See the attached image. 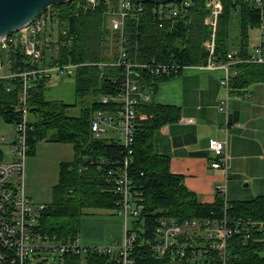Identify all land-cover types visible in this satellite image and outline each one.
<instances>
[{
    "label": "trees",
    "instance_id": "16d2710c",
    "mask_svg": "<svg viewBox=\"0 0 264 264\" xmlns=\"http://www.w3.org/2000/svg\"><path fill=\"white\" fill-rule=\"evenodd\" d=\"M192 1L193 6L187 16L178 18L173 28L168 25L163 29L150 20L155 4L145 2L148 18L137 24L129 23L127 27L130 59L154 66L175 63L182 67L208 65L210 59L213 62H228V54L232 53L228 49L230 21L237 11L241 16V47L237 57L247 59L250 54L249 31L260 27L261 10L226 0L219 15L215 49L211 55L206 46L212 40L206 1ZM53 8L58 12L59 29L67 32H61L60 38L65 45L60 46L53 60L62 65H79L75 74L76 96L82 100L91 98V102L81 108L79 114H72L70 111L77 104L48 100L45 95L47 80L35 82L28 100L29 154L35 153L41 141L74 146L73 159L60 163L59 182L52 189V202L45 204L39 229L51 236L75 238L80 235L85 210L119 209L120 196L114 194L108 178L111 169L123 162L127 152L115 140L96 138L91 129L97 111L116 109L118 106L115 102L104 104L102 98L117 94V77L122 68L100 64L116 59L119 35L111 34L105 28L100 10L76 12L70 9L68 3ZM15 63L27 68L21 56ZM182 71L161 77L146 71L141 77L140 89L153 94L159 82L180 75ZM230 72L228 88L231 93H240L254 84L264 83V64L233 63ZM21 88L19 78L0 79V117L7 123L17 125L22 120V112L17 109ZM138 112L145 113L147 119L139 120L135 127L133 153L128 167L134 202L140 210L139 216L130 222L129 232L137 233L131 253L133 264H202L155 255L149 245L155 241L156 228L164 218L184 221L226 216L233 221H264V196L240 201L228 199L227 210L223 196L218 193L213 203H203L195 192L186 187L182 175L171 172L169 157L155 152L156 131L180 119L178 107L159 105L153 101L141 102ZM2 160L5 159L0 148ZM227 250L230 264H264V237L257 230H252L250 238L244 234L233 235ZM59 257L63 264H120L117 257L91 252Z\"/></svg>",
    "mask_w": 264,
    "mask_h": 264
},
{
    "label": "built area",
    "instance_id": "2783aa9c",
    "mask_svg": "<svg viewBox=\"0 0 264 264\" xmlns=\"http://www.w3.org/2000/svg\"><path fill=\"white\" fill-rule=\"evenodd\" d=\"M209 10L207 23L212 30V40L206 44L212 55L215 49V36L219 15L226 0H205ZM237 5H250L261 10V43L252 50L247 59H241L234 53L228 54L227 68L233 63L251 62L264 64V0H232ZM70 9L76 12L101 11L103 25L111 34L119 35L117 57L108 64L121 67L115 96H104L102 102L118 104L116 109L99 110L95 113L91 129L96 138L115 140L127 152L123 162L109 172L108 182L113 185V192L120 196L117 214L124 220V237L121 242L110 244L84 243L80 236L60 238L40 231L39 225L45 204L35 203L26 191V160L29 155L28 143L30 112L28 100L34 83L40 80L58 81L62 76H72L79 65H62L54 62L60 46L65 41L60 38L58 12L50 7L32 22L20 27L13 33L0 37V79H17L22 82L17 109L22 112V120L16 125L17 139L14 142L13 158L0 161V264H32L31 258L44 253L64 254L95 253L117 257L120 264H133L131 253L137 241V233L130 231V222L139 216L140 210L134 202L133 186L128 167L133 153L135 127L141 120L138 107L141 102H150L151 94L140 89L141 77L146 71L156 76L179 73L186 67L178 64H158L156 66L139 63L130 59L127 51L130 45L127 35L129 23H139L147 19L144 2L133 0H70ZM66 3V4H67ZM193 6L192 0H182L164 4H155L151 10L150 20L159 29L168 25L173 28L178 18H184ZM22 57V65L16 59ZM213 61L210 59L208 65ZM94 64V63H93ZM229 77L223 80L228 88ZM116 81V79H115ZM229 89V88H228ZM10 90V87L8 88ZM227 103L223 102L221 110ZM147 119V116H146ZM6 140V137H4ZM209 149L217 159L210 162L214 169L227 171L228 153L225 141L211 139ZM225 182L216 188V193L227 203V182L229 175L225 172ZM136 195V193H135ZM140 199V198H139ZM257 230L264 237V221L230 220L229 218H208L205 220L188 219L178 221L164 218L156 228V238L150 243L156 256L172 259H187L202 264H230L228 242L235 234L252 236Z\"/></svg>",
    "mask_w": 264,
    "mask_h": 264
},
{
    "label": "crops",
    "instance_id": "0c3cea01",
    "mask_svg": "<svg viewBox=\"0 0 264 264\" xmlns=\"http://www.w3.org/2000/svg\"><path fill=\"white\" fill-rule=\"evenodd\" d=\"M236 13L240 15L239 11ZM239 27L238 47L232 51L236 55L241 47V16ZM260 43L261 39L258 45ZM251 46L250 36V52ZM223 64L214 61L211 66L186 67L180 75L159 82L156 92L151 94L154 103L176 106L181 112L178 121L156 131L155 152L169 157L171 172L182 175L186 187L207 204L214 202L217 186L225 182V172L229 175V200L253 199L254 195L248 193L252 187H255L253 194L264 195V83L231 93L223 84L227 74H231L230 66L227 68ZM223 102L227 103L225 110L220 109ZM141 115V120H146L147 115ZM211 139L226 142L227 171L210 166V162L217 159L209 149ZM43 142L47 141L38 143L35 155ZM53 145L64 151L60 163L73 159L72 144ZM26 191L34 202H52V198L49 202L41 200L31 185Z\"/></svg>",
    "mask_w": 264,
    "mask_h": 264
},
{
    "label": "rangeland",
    "instance_id": "374dc122",
    "mask_svg": "<svg viewBox=\"0 0 264 264\" xmlns=\"http://www.w3.org/2000/svg\"><path fill=\"white\" fill-rule=\"evenodd\" d=\"M239 26L240 15L234 13L230 21L229 52L236 50L238 47L240 36ZM249 35L251 36V47L253 48L252 50H254L260 40V28L251 29ZM75 74L76 72L72 76H62L57 82H48L45 95L48 100H61L66 104H77L70 112L72 114H79L81 108L90 104L91 98L82 100L76 96L77 83ZM139 116H141L140 113ZM16 131V125L7 123L0 117V148L4 153V159L7 161L13 158V144L17 139ZM4 137H6V140H4ZM64 155L63 150L54 147L53 143L47 142L40 144L36 155L35 153L29 154L25 168L26 190L31 185L33 190L38 192L41 200L49 202L52 198V187L59 178V163ZM246 183L247 182L244 184ZM253 188L255 187L249 188L251 191L248 193H252L251 195H254L253 198H256L258 196L257 194H253L255 193ZM79 236L84 243L90 244L121 242L124 237V220L117 214V211L100 209L85 210ZM31 261L32 264H63L59 255L55 253H44L32 257Z\"/></svg>",
    "mask_w": 264,
    "mask_h": 264
},
{
    "label": "water",
    "instance_id": "95a60500",
    "mask_svg": "<svg viewBox=\"0 0 264 264\" xmlns=\"http://www.w3.org/2000/svg\"><path fill=\"white\" fill-rule=\"evenodd\" d=\"M70 0H0V37L15 32L32 22L44 11L53 6L64 5ZM164 4L182 0H133Z\"/></svg>",
    "mask_w": 264,
    "mask_h": 264
}]
</instances>
